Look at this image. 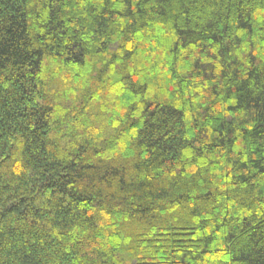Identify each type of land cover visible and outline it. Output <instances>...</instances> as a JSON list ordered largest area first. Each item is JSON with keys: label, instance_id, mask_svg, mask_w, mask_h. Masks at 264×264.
Listing matches in <instances>:
<instances>
[{"label": "trees", "instance_id": "obj_1", "mask_svg": "<svg viewBox=\"0 0 264 264\" xmlns=\"http://www.w3.org/2000/svg\"><path fill=\"white\" fill-rule=\"evenodd\" d=\"M0 264H264V0H0Z\"/></svg>", "mask_w": 264, "mask_h": 264}]
</instances>
